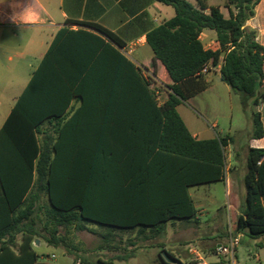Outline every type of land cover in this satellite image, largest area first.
Instances as JSON below:
<instances>
[{
  "label": "trees",
  "instance_id": "16d2710c",
  "mask_svg": "<svg viewBox=\"0 0 264 264\" xmlns=\"http://www.w3.org/2000/svg\"><path fill=\"white\" fill-rule=\"evenodd\" d=\"M158 1L175 9L147 35L167 71L164 104L117 36L78 22L87 29H61L18 97L0 130V264H49L33 249L38 238L67 246L71 230L96 233L90 225L113 248L122 234L137 230L148 241L170 221L198 223L189 189L225 181V147L263 137L256 108L264 101V47L246 27L261 0H228L235 10L228 17L205 0L197 7ZM206 29L216 32V50L199 40ZM221 55V80L239 96L248 128L196 140L177 107L205 89L202 70ZM243 186L236 230L257 238L264 235V149H248Z\"/></svg>",
  "mask_w": 264,
  "mask_h": 264
},
{
  "label": "crops",
  "instance_id": "0c3cea01",
  "mask_svg": "<svg viewBox=\"0 0 264 264\" xmlns=\"http://www.w3.org/2000/svg\"><path fill=\"white\" fill-rule=\"evenodd\" d=\"M186 1L197 7L195 0ZM205 2L209 7H219L225 17L229 16L230 9L235 12L232 7H228V0ZM174 16L175 9L158 0H0V90H13V97L8 103H3L0 97V130L56 34L63 28L87 29L76 22L97 24L117 36L129 50L123 54L142 69L143 75L148 73L154 79L158 86L155 91L157 101L160 105L164 104L171 93L166 86L167 71L160 61L154 60L147 35ZM246 27L256 31V40L264 47V0L256 5L254 16L246 22ZM199 40L206 50L218 48L216 32L213 30H203ZM222 64L223 55L216 65L210 61L207 64L208 72L202 73L200 78L206 84L205 89L182 101L177 107L196 140L236 136L248 128L239 96L221 80ZM256 111L261 114L264 127V101ZM235 119L238 120L237 126ZM249 148L264 149V135L260 139L236 141L224 149L226 179L223 182L229 188V195L231 187L237 182L234 176H240L243 185ZM239 170L241 175H238ZM223 182L189 189L198 217L204 213L205 202L212 197V187ZM231 196L230 209L234 211L236 194L232 193ZM191 224L197 223L170 221L165 224L163 237L173 227ZM36 245H33L34 251Z\"/></svg>",
  "mask_w": 264,
  "mask_h": 264
},
{
  "label": "rangeland",
  "instance_id": "374dc122",
  "mask_svg": "<svg viewBox=\"0 0 264 264\" xmlns=\"http://www.w3.org/2000/svg\"><path fill=\"white\" fill-rule=\"evenodd\" d=\"M12 91L0 90L3 103L10 101ZM235 125H238L237 119ZM238 175H241L240 170ZM233 178L237 181L230 189L231 195L236 194L234 211L230 209L233 197L229 195V188L223 182L212 187V197L205 202L204 213L199 215L197 224L173 227L164 237L143 241L137 238L136 233L122 234L112 244L113 248H106L100 236L103 230L90 225L91 230L96 233L71 230L67 246L54 248L43 238H38L41 245L35 244V252L42 262L49 264H79V256L88 258L92 263L100 259L113 261L115 264H193L189 248L196 247L212 264H233L231 255H220L215 250L218 245L227 246L230 235H233L240 240L235 250V264H264V235L251 238L246 232L236 230L237 217L241 214V204L246 198V192L240 176ZM20 240L21 236L18 237V241ZM101 246L104 250L100 249ZM52 255L55 257L52 258ZM165 255L173 263L168 260V263H163L161 257Z\"/></svg>",
  "mask_w": 264,
  "mask_h": 264
},
{
  "label": "built area",
  "instance_id": "2783aa9c",
  "mask_svg": "<svg viewBox=\"0 0 264 264\" xmlns=\"http://www.w3.org/2000/svg\"><path fill=\"white\" fill-rule=\"evenodd\" d=\"M121 51L124 54H127V50L126 47L122 48ZM208 72V66L206 65L203 70L202 73H207ZM144 77L145 79L148 81L150 88L152 90H154V92H157V84L155 83L154 79L148 74V73H144ZM240 242L238 237H234L233 235H230L229 237V244L227 246L224 245H219L216 248V251L218 254L220 255H231L232 259H233V264H235V250H236V246L238 245V243ZM189 253L192 259V262L195 264H212L207 257L196 247H190L189 248ZM55 256L52 255V258H54Z\"/></svg>",
  "mask_w": 264,
  "mask_h": 264
},
{
  "label": "water",
  "instance_id": "95a60500",
  "mask_svg": "<svg viewBox=\"0 0 264 264\" xmlns=\"http://www.w3.org/2000/svg\"><path fill=\"white\" fill-rule=\"evenodd\" d=\"M38 243V241H36L35 242V244H37ZM168 255V254H167ZM168 257L165 255V256H163V259H164V261L166 262V263H168L166 260H168L170 263H173V260H171V259H167ZM179 264H181V263H179Z\"/></svg>",
  "mask_w": 264,
  "mask_h": 264
}]
</instances>
